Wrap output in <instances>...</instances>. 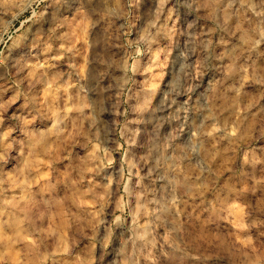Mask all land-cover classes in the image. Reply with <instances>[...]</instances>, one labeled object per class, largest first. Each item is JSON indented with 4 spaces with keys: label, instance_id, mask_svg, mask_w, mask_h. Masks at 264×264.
Wrapping results in <instances>:
<instances>
[{
    "label": "clouds",
    "instance_id": "1",
    "mask_svg": "<svg viewBox=\"0 0 264 264\" xmlns=\"http://www.w3.org/2000/svg\"><path fill=\"white\" fill-rule=\"evenodd\" d=\"M0 264H264V0H0Z\"/></svg>",
    "mask_w": 264,
    "mask_h": 264
}]
</instances>
